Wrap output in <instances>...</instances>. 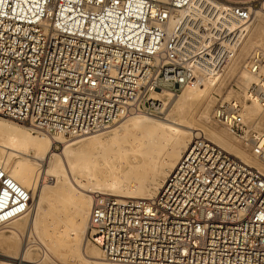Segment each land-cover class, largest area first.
<instances>
[{
  "label": "built area",
  "instance_id": "obj_1",
  "mask_svg": "<svg viewBox=\"0 0 264 264\" xmlns=\"http://www.w3.org/2000/svg\"><path fill=\"white\" fill-rule=\"evenodd\" d=\"M258 7L0 0V117L68 140L134 113L159 115L150 94L221 74ZM263 68L264 51H252L244 69L254 81L229 86L262 108ZM234 98L217 96L211 120L264 156V135ZM197 134L153 198L93 194L86 238L106 263L264 264V178Z\"/></svg>",
  "mask_w": 264,
  "mask_h": 264
},
{
  "label": "bare ground",
  "instance_id": "obj_2",
  "mask_svg": "<svg viewBox=\"0 0 264 264\" xmlns=\"http://www.w3.org/2000/svg\"><path fill=\"white\" fill-rule=\"evenodd\" d=\"M256 10L257 8L254 9V17L252 16L247 23L245 34L234 50L230 62L231 71L241 58V54L237 53L241 42L244 40L240 49L243 54L244 49L260 44L264 38V8ZM171 24L172 22H169V26ZM243 73L247 76L240 81L243 87H246L254 80L244 69V65ZM261 73L264 74V68ZM219 79L216 75L206 78L203 85L196 87L188 85L179 95H174V98L167 91L152 92L150 100L159 102L157 107L159 115L143 112L127 115L115 122L113 125L117 126L106 132V135L100 137L93 135L71 144H67L68 141H64L61 136L54 138L47 135L35 136L26 131L27 129L15 127L11 123H16L13 120L0 119V184L3 182V186L0 187V228L23 219L24 226L33 230L53 255L62 248L65 250L64 258L77 264H109L103 260L96 246L83 241L87 232L85 223L87 217L89 221L93 194L136 200H148L156 196L176 166L182 150L186 148L188 136L203 134L192 123L195 116L204 123L207 140L221 150L224 149L226 154L247 167L260 170L261 173L256 171L264 178V156L255 155L249 144H245L229 132L226 134L222 130L216 131L205 127L209 120L208 106L205 105L200 112H196V106L209 98L207 96L210 89ZM245 101L246 98L241 103L243 119L264 135L255 121L264 113V108L255 102ZM161 114L165 117L159 118ZM262 123L264 126V118ZM108 128L110 126L83 135L99 133ZM228 134L244 149L236 147ZM53 143L67 144L61 155L53 153ZM80 146L92 147L95 151L89 153L82 149H71ZM245 150L256 159H252ZM137 157H141L142 161L139 162ZM82 158L85 161L77 167V162ZM44 164H47L46 169H42ZM156 166H160L159 179H155ZM48 178L51 179L49 182H42ZM102 190L112 195L101 192ZM150 190L153 192L148 194ZM50 209L57 212V218L48 220L47 213ZM54 225L63 232L60 234L53 230ZM59 235L63 237L61 243ZM15 237H19V233L17 229L12 228L8 237H0V246L6 245ZM47 241L51 242V246H47ZM30 254L28 249L21 248L19 254L7 256L0 254V261L3 262L1 264H41L33 262ZM45 259L51 261L49 256H45Z\"/></svg>",
  "mask_w": 264,
  "mask_h": 264
},
{
  "label": "rangeland",
  "instance_id": "obj_3",
  "mask_svg": "<svg viewBox=\"0 0 264 264\" xmlns=\"http://www.w3.org/2000/svg\"><path fill=\"white\" fill-rule=\"evenodd\" d=\"M259 5H260V8H257L256 11L264 8V0H259ZM261 40L262 41H261L260 44H255V45L252 46V48H246V49H244V52H243L244 55L242 54V51L240 50L241 47H242V45H243L244 40L241 42V44L239 45V48L237 49V53H240L241 54L240 55L241 58L238 59L239 61H238L237 66L235 67V69H233L232 71L230 70V62L232 60V57H231L229 63L225 67V69L222 71L221 74L218 75V77L220 78L219 81L214 85V87L212 89H210L209 95L207 96L209 98L208 99H205L204 101H202L200 104H198L196 106V112L197 113L200 112L201 109H203V107L205 105L208 106V112H207V114L209 116V120H208L207 125L205 127L210 128V129H214L216 131H221L222 130V131H224L227 134V131H225L223 128H221V127L213 124V122H212V120L210 118L212 109H213V107L215 105L217 96H220V100L223 99V98H225V97L229 98V97H233L234 96L235 97L234 99L236 101H240V103H243V101H244L245 98L242 95V93H235L233 90L230 89L229 86H230L231 83L235 82L239 86L240 89H243V84L240 81V80H243L244 79V76L246 75L245 73H243V65H244L247 57L249 56V54L255 48H260V49L264 50V38L261 39ZM174 97L175 96H173V98ZM163 117H165L164 114H161L159 116V118H163ZM150 118L155 119V120H159V119H156V118H153V117H150ZM263 118H264V113H261L260 116H259V118H257L255 120V121L258 122L257 123V126H258V128L262 132H264V126H263V123H262ZM0 119H2L3 121L6 120V119H3V118H0ZM6 121H9V120H6ZM11 123H13V125H15V127L17 126L18 128H20L22 130L27 129L26 131H30V133H33L35 136H43V135H45V134H42V133H36V132H34L32 130H29L28 128H26L24 126H21L20 124H16L14 122H11ZM192 123L195 126V128L198 129L199 131L203 132V134L205 135V137L208 139L206 130L204 128V123L201 122V121H199L198 118H197V116H195V118L192 120ZM116 126L117 125H111L110 128H108V129H106L104 131H101L99 133H92V134L83 135L82 137L80 136V137L74 138L71 141H69V139L68 140L63 139V140L64 141H68L67 144H71L73 142H76L78 140H82V139L87 138V137H91L93 135H97L98 137L104 136V135H106L105 134L106 132L111 131ZM193 136H191V135L188 136L189 137V141H190L191 137H193ZM228 136L230 137V141H232V143H234L236 145V147H238V148H240L242 150L244 149L241 146V144L235 138H233L229 134H228ZM189 141H188V143H189ZM67 144L53 143V149H54V152L53 153L54 154H60L61 155V153L63 152V149H64L65 145H67ZM71 149H82L83 151L89 152V153H93L95 151V150L92 149V147H87V146L86 147H84V146L81 147L80 146V147L71 148ZM183 150H182V152H183ZM245 153H247L252 159H256V158H253V156L248 151H246ZM70 158H72V157H70ZM137 159H138L139 162L142 161L141 160V157H137ZM84 161L85 160L83 158L80 159L77 162V165L76 166L77 167L80 166ZM46 168H47V164H44L42 166V169H46ZM159 169H160V166H156L155 179H157V178L159 179L160 178L159 177L160 176L159 175ZM256 170H258V169H256ZM258 171L260 172V170H258ZM34 173L35 174H38L37 171H34ZM69 177L71 178L70 175H69ZM164 178L162 179V181L164 180ZM49 180H51V179L48 178V179H46V180H44L42 182L43 183H45V181L46 182H49ZM162 181H161V183H162ZM46 184H48V183H46ZM101 192H105L107 194H111L108 191H103L102 190ZM152 192L153 191L150 190L148 194H151ZM90 195H92V194H90ZM52 203H55V202H52ZM33 207L34 206H32L31 209H33ZM53 214H55V215H53ZM56 214H57L56 211L50 209V211H48V213H47L48 220H50V219L52 220L53 218H57ZM52 216H54V217H52ZM87 222H88V217H87L86 223H85V230L86 231H87ZM24 225H25L24 224V220L21 219V220H18L17 222H15L13 224H7L3 228H0V237H8L9 236V231L12 228L17 229L18 230V233H19V237H15L13 240L9 241L6 245L0 246V254L1 255H6L7 256V255H11V254H19L20 249L21 248H24V250L25 249H28V251L31 252L30 258L35 263H41V264H77L74 261H70V260H67V259L64 258L63 254L65 253V250L62 249V248H59L58 251H56L55 254L53 255L48 250V248L46 247V245L42 242V239L39 238L37 235H35V233H34L33 230H31L28 227H25ZM53 230L57 231L60 234L63 232L57 225H54V229ZM86 234H87V232L85 233V235L83 237V241H85V243H88V245H90L91 243H89L87 241ZM42 238H43V236H42ZM58 239H59L60 243L63 242V237L62 236L59 235V238ZM50 244H51V242L50 241H47V246L48 245L51 246ZM45 256H49L51 258V261H47L46 259L44 260V257ZM1 263H3V262L0 261V264Z\"/></svg>",
  "mask_w": 264,
  "mask_h": 264
}]
</instances>
